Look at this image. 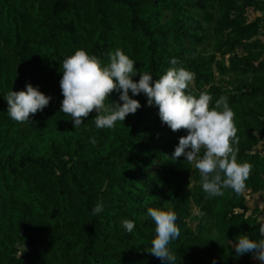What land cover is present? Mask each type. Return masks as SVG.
<instances>
[{
  "label": "trees",
  "instance_id": "obj_1",
  "mask_svg": "<svg viewBox=\"0 0 264 264\" xmlns=\"http://www.w3.org/2000/svg\"><path fill=\"white\" fill-rule=\"evenodd\" d=\"M250 7L264 11V0H0V264H167L148 252L149 207L178 216L176 264H257L230 242L258 239L262 224L247 202L264 195V16L249 21ZM212 25L225 34L221 60L201 52ZM79 49L105 64L122 49L154 79L183 67L194 74L187 93L207 92L210 107L226 97L237 160L252 168L244 191L209 198L194 165L173 157L187 130L172 131L143 94L133 97L142 108L115 127L98 129L93 111L75 129L60 112V80L63 60ZM229 75L232 87L219 86ZM28 83L53 99L21 124L4 97ZM123 219L135 221L132 233Z\"/></svg>",
  "mask_w": 264,
  "mask_h": 264
},
{
  "label": "clouds",
  "instance_id": "obj_2",
  "mask_svg": "<svg viewBox=\"0 0 264 264\" xmlns=\"http://www.w3.org/2000/svg\"><path fill=\"white\" fill-rule=\"evenodd\" d=\"M107 56L105 64L95 55L79 49L63 60L60 88L64 98L60 112L71 117L75 129L85 125L84 119L93 111L97 113L94 121L98 129L115 127L118 121L124 122L129 114H136L142 108L139 100L133 97L143 94L149 107H158L161 121L172 131L187 130L188 134L180 138L173 157L178 160L183 156L187 163L194 165L209 198L223 195L224 188L230 187L237 194L244 191L252 168L249 163L237 160L238 149L234 148L238 143L237 129L226 97L221 96L215 106L210 107L212 97L207 92L198 96L186 92L194 74L183 67H171L154 79L148 72L141 73L136 62L122 49L110 51ZM170 63L177 65L179 61L173 58ZM137 74L140 78L134 81ZM113 92L119 93L122 103L111 101L109 106L106 101ZM4 99L8 104V116L23 124L43 112L53 98L28 83L25 90H12ZM91 143L96 144L95 138ZM103 209V202L97 203L92 214L98 215ZM146 216L155 223L156 233L148 252L162 262L176 264L169 245L181 235L177 214L171 209L149 207ZM121 224L128 233L135 229L134 220L123 219ZM230 242L237 256L251 254L264 264V224L259 227L258 239L241 235ZM23 253L18 251L17 256L20 258Z\"/></svg>",
  "mask_w": 264,
  "mask_h": 264
},
{
  "label": "rangeland",
  "instance_id": "obj_3",
  "mask_svg": "<svg viewBox=\"0 0 264 264\" xmlns=\"http://www.w3.org/2000/svg\"><path fill=\"white\" fill-rule=\"evenodd\" d=\"M224 12V11H222ZM220 15V14H219ZM247 16L249 21H254L255 19H257L258 17H262L264 16V11L260 10L257 7H250L247 10ZM199 26H194V28H198ZM206 35H207V45L201 49V52L203 55H216L218 60H221V54L218 51V47L220 45V43L222 42L223 39H225L224 35L222 34V32H219L216 29V25H212L211 27H209L206 30ZM225 33V32H224ZM264 40V39H263ZM190 50H192L193 48L190 46L189 47ZM233 81V76L229 75V76H218L217 77V83L219 86H223L225 88H231V83ZM264 146L261 145L260 149ZM146 194H151V190H147ZM247 202L250 205L251 209H258L259 213H258V219L260 221V223L264 224V195L263 194H256L253 195L251 197H247ZM195 213H197V211H195ZM194 226V225H192ZM257 264H261L260 261L257 260Z\"/></svg>",
  "mask_w": 264,
  "mask_h": 264
}]
</instances>
